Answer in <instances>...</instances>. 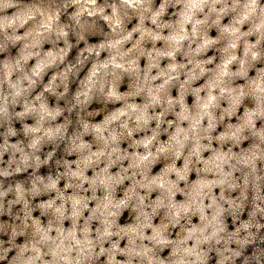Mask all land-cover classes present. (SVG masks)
Returning a JSON list of instances; mask_svg holds the SVG:
<instances>
[{"label":"clouds","instance_id":"9594fccd","mask_svg":"<svg viewBox=\"0 0 264 264\" xmlns=\"http://www.w3.org/2000/svg\"><path fill=\"white\" fill-rule=\"evenodd\" d=\"M0 264H264V0H0Z\"/></svg>","mask_w":264,"mask_h":264}]
</instances>
